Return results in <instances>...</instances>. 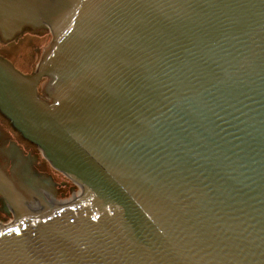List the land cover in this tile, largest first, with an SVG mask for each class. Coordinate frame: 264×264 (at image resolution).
I'll return each instance as SVG.
<instances>
[{"label": "water", "instance_id": "95a60500", "mask_svg": "<svg viewBox=\"0 0 264 264\" xmlns=\"http://www.w3.org/2000/svg\"><path fill=\"white\" fill-rule=\"evenodd\" d=\"M26 27L55 40L0 57V109L85 195L0 227V264H264V0H0Z\"/></svg>", "mask_w": 264, "mask_h": 264}, {"label": "flooded vegetation", "instance_id": "af4514ba", "mask_svg": "<svg viewBox=\"0 0 264 264\" xmlns=\"http://www.w3.org/2000/svg\"><path fill=\"white\" fill-rule=\"evenodd\" d=\"M0 57L26 75H32L38 68L26 71L9 56L0 53ZM47 77L51 78L46 76L41 81ZM38 93L49 100L46 88L41 95L40 84ZM0 165L13 180L21 195L16 204L7 207L5 197L0 193V227L11 225L28 215H46L57 208L72 205L85 195L84 187L55 167L43 150L26 138L1 109ZM20 213L25 214L20 216Z\"/></svg>", "mask_w": 264, "mask_h": 264}, {"label": "rangeland", "instance_id": "374dc122", "mask_svg": "<svg viewBox=\"0 0 264 264\" xmlns=\"http://www.w3.org/2000/svg\"><path fill=\"white\" fill-rule=\"evenodd\" d=\"M54 40L55 35L50 29L38 28L34 30L31 27H26L23 32L8 41H4L0 35V53L9 56L26 71H33L51 49ZM51 80L52 78L47 77L40 82L41 95L44 94L45 88L48 89ZM48 98L52 100L50 95Z\"/></svg>", "mask_w": 264, "mask_h": 264}, {"label": "snow or ice", "instance_id": "6c2138e0", "mask_svg": "<svg viewBox=\"0 0 264 264\" xmlns=\"http://www.w3.org/2000/svg\"><path fill=\"white\" fill-rule=\"evenodd\" d=\"M2 235H4V233L3 232H0V236H2Z\"/></svg>", "mask_w": 264, "mask_h": 264}]
</instances>
